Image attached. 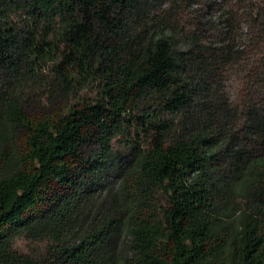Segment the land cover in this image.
I'll use <instances>...</instances> for the list:
<instances>
[{"label":"trees","instance_id":"1","mask_svg":"<svg viewBox=\"0 0 264 264\" xmlns=\"http://www.w3.org/2000/svg\"><path fill=\"white\" fill-rule=\"evenodd\" d=\"M144 3L0 0V264H264V78L236 120L214 86L224 66L260 57L264 0L242 20L220 15L221 48L211 36L187 35L182 48L134 36ZM56 6L53 40L21 33L16 12L38 19ZM50 62L52 96L99 80L98 95L27 109L20 85ZM147 99L184 118L179 136L142 110ZM125 135L135 147L118 156ZM112 173L121 183L99 208L94 191ZM20 237L47 249L31 257Z\"/></svg>","mask_w":264,"mask_h":264},{"label":"rangeland","instance_id":"2","mask_svg":"<svg viewBox=\"0 0 264 264\" xmlns=\"http://www.w3.org/2000/svg\"><path fill=\"white\" fill-rule=\"evenodd\" d=\"M251 0H145L143 5V13L141 16L136 17L134 21L136 36L138 31L146 37L152 35H171L176 38L180 47L187 45V35L194 34L197 36H211L213 44L221 48L224 44L221 41L223 36V19L220 15L226 11L233 14H240L241 20L249 14V2ZM247 13V14H246ZM16 24L23 34H38L47 40H53L55 33L61 25V16L59 8L53 7L47 13L43 14L38 19L32 17L26 10L16 12ZM135 16V15H134ZM208 23V27L215 28L210 31H200L198 25ZM236 27V25H235ZM246 30V29H245ZM31 31V33H30ZM27 32V33H26ZM144 32V33H143ZM207 37V38H208ZM217 37V38H213ZM224 38V37H222ZM228 42V41H227ZM260 57L252 58L244 63H237L234 65L224 66L214 80L216 92L223 97L232 112V119L236 120L242 116V112L246 105L254 97V90H258L255 86L257 78H264V49L259 47ZM260 61V62H259ZM54 63L50 62L43 65L42 68L37 70V78L30 82H23L18 90L20 100L27 109H38L53 107L55 103H66L70 106L76 102H81L95 98L100 91V81H90L74 90V95L70 93L62 94L57 91L53 96L47 90L46 86L50 85L55 79L52 69ZM33 74V73H32ZM32 77V76H30ZM262 80V79H260ZM57 85V84H53ZM157 99H147L142 103V110H148L150 115L156 119L174 127L171 137L179 136L181 126L183 125L184 118L162 111L158 105ZM232 104V105H231ZM141 111V112H143ZM155 122V121H154ZM139 123H134V128ZM140 126V125H139ZM132 134H134L132 132ZM141 135V134H140ZM144 145L149 142V138L144 135L141 138ZM114 154H132L135 143L130 135L117 137L113 141ZM121 183V179L116 173H112L105 177L102 186L94 191L93 196L98 201L99 208L107 204L109 201V192L113 189L117 190ZM157 199L160 208L163 209L167 206L168 194L164 191L157 193ZM48 243L43 240H30L25 237H20L15 242V247L20 249L23 253L39 258L44 254Z\"/></svg>","mask_w":264,"mask_h":264}]
</instances>
